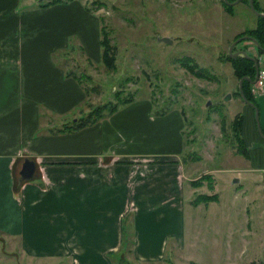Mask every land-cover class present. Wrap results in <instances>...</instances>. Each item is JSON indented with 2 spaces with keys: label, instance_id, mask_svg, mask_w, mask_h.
Masks as SVG:
<instances>
[{
  "label": "crops",
  "instance_id": "obj_1",
  "mask_svg": "<svg viewBox=\"0 0 264 264\" xmlns=\"http://www.w3.org/2000/svg\"><path fill=\"white\" fill-rule=\"evenodd\" d=\"M17 4L0 0V236L23 256L48 264H110L107 255L120 247L129 217L137 263L156 264L165 251H183L184 183L192 178L179 159V113L151 116L147 99L132 101L91 126L54 133L85 98L55 59H64L70 35L92 57L86 58L97 59L98 21L75 0L23 12ZM259 135L244 112L240 136L247 156L237 182L230 181L226 201L219 194L204 207L221 203L219 215L206 213L212 231H229L228 248L235 243L241 252L261 253L258 264H264ZM24 158L34 163L33 181L18 180Z\"/></svg>",
  "mask_w": 264,
  "mask_h": 264
},
{
  "label": "rangeland",
  "instance_id": "obj_2",
  "mask_svg": "<svg viewBox=\"0 0 264 264\" xmlns=\"http://www.w3.org/2000/svg\"><path fill=\"white\" fill-rule=\"evenodd\" d=\"M47 1L18 0L16 9L29 11L38 2ZM75 1L98 21V40L99 29L104 27L113 48V65L105 67L99 56L91 59L76 37L68 36L66 57L63 56L66 60L58 57L55 61L63 62L66 70L76 76L82 73L86 76L80 80L86 94L65 122L57 126L67 125L93 107L125 96L133 97L132 101L147 99L151 116L160 115L164 110L179 113L183 124V149L179 159L188 170V178H192L184 183L187 188L183 210L185 247L181 252L165 251L164 261L156 264H258L261 253L254 256L249 250L241 252L235 243L228 248L229 231H218L221 226L216 227L217 234L212 231L206 213L216 210L219 215L222 204L204 207L207 202L217 200L219 194L221 201H226L234 189L229 183L244 163V156L235 151L232 119L247 111L256 129L254 108L236 94L238 79L232 75L224 57L234 36L255 27L257 17L242 1L231 6V14L222 9L220 0ZM260 2L264 9V0ZM159 37H167L171 42H159ZM232 49L244 50L254 58L260 54L247 40L237 42ZM182 56L192 59L195 74L179 63ZM227 94L230 97L224 100ZM250 96L262 130L264 87L261 94L253 97L250 92ZM207 100L209 105L205 106ZM209 196L214 199L205 200ZM123 224L126 233L131 228L130 218ZM9 239L0 236V264H48L42 258L32 260L23 256L18 245L15 249ZM120 254L126 261L134 262L124 248ZM108 256L116 262L115 253ZM53 264H66V261L62 259Z\"/></svg>",
  "mask_w": 264,
  "mask_h": 264
},
{
  "label": "trees",
  "instance_id": "obj_3",
  "mask_svg": "<svg viewBox=\"0 0 264 264\" xmlns=\"http://www.w3.org/2000/svg\"><path fill=\"white\" fill-rule=\"evenodd\" d=\"M67 1H69V0H67ZM226 1L232 2L234 0H226ZM240 1L244 2L247 5L246 0H240ZM60 2H61V0H48L47 2H44V3L38 2L36 5L38 7H46V6H49L51 4L60 3ZM220 3L222 6V9L226 13L231 14V5L225 4V2L223 0H220ZM252 4H253V7L256 11L262 12L259 9V7L257 6L256 0H252ZM256 17H257V22H256L255 27L252 29L243 30L242 32L238 33V35H235L233 40L239 36H242V35H249L252 38H254L258 48H264V19H262L261 17H258V16H256ZM99 30H100L101 36L98 40V45H99V58L98 59L100 60V62L105 67L109 68V67H112V65H113V57H112L113 48L109 44L107 33H106L104 27L101 26ZM232 51H234V50L232 49ZM64 52L65 53H63V56H65L64 54H66L65 50H64ZM258 52H260L259 49H258ZM224 58H225V61L229 64V66L231 68L232 75L234 77H236L237 79H239L243 76L251 79L254 76V67H253V64L251 61L245 59L244 57H242L240 55H237L235 57H231L228 55V53L225 54ZM178 60H179V63L185 69L189 70L190 72H193L194 74L196 73L195 72L196 68L193 65V61L191 58H189L187 56H182ZM65 76H70L72 79H74L77 82V84L80 87H82L80 85L81 77H83V78L86 77L85 75H83V73L80 74L79 76H76V75L68 72L67 70H66ZM249 85H250L249 82H247L246 80H242L241 90H242L244 98L246 100L252 102V97L250 96V91H249ZM82 90L86 94V90L84 87H82ZM236 94L238 96H240L238 93V90H237ZM132 100H133V97L125 96L122 99H117L113 103H104L102 105L95 106L89 112H87L84 116L78 117L75 121L72 120L67 125H62V127H60L59 129H56L53 132L54 133L55 132L56 133H62V132L63 133H72V132H75V131L80 130L82 128L91 126L94 123H96L98 120L102 119L103 117H106V116L116 112L122 106L132 102ZM167 111H169V110H164V111H162L161 114H164ZM240 125H241V115L238 113L232 119L231 129L233 132V139L237 145L235 148V151L240 153V155L246 157L247 156L246 150L244 148V144H243L241 136H240ZM206 199H207V201H209L211 199L213 200L214 198L209 196L208 198H205V200ZM126 233H124V228H123L121 245L117 249V251L114 252L116 254V262H114V260H113L114 258L112 256L107 257L110 264H140V263H137L135 260H134V262H128L125 259L121 258L120 252L122 251V248H124L128 254L132 255V244H133L132 231L129 230Z\"/></svg>",
  "mask_w": 264,
  "mask_h": 264
},
{
  "label": "water",
  "instance_id": "obj_4",
  "mask_svg": "<svg viewBox=\"0 0 264 264\" xmlns=\"http://www.w3.org/2000/svg\"><path fill=\"white\" fill-rule=\"evenodd\" d=\"M225 2V4L227 5H234L236 4L237 2H239L240 0H234L232 2H227L226 0H223ZM247 1V6H248V9L255 15V16H258V17H261L262 19H264V12H258L254 9L253 7V4H252V0H246ZM159 42H163V43H170L171 40L167 37H159L157 39ZM241 40H249L252 44H254V46L259 49L260 51L263 50L264 48H258L257 44H256V41L254 40V38H252L251 36L249 35H242V36H239L237 38H235L229 45H228V48H227V53L229 56L231 57H235L237 55H240L242 57H244L245 59L249 60L252 62L253 64V67H254V72H256V62H255V58L253 56H250L248 55L244 50H241V49H238V50H235L233 52H231V49L232 47L239 41ZM242 80H246L247 82L251 83V81L248 79V77H241L238 79V83H237V90H238V93L240 95V98L242 99V101L244 103H246L247 105L251 106L254 108V111H255V125H256V129L258 131L259 134H261V131H260V128H259V123H258V119H257V115H256V109L255 107L253 106V103L246 100L243 96V93H242V90H241V82ZM230 95L227 94L224 98V100L226 99H229ZM209 105V100L206 101L205 103V106ZM33 173H34V163L32 160L28 159V158H24L22 160V163L20 165V169L18 171V180L19 182L21 181H26V180H30L32 179L33 177ZM232 182H237V179L234 178L232 179Z\"/></svg>",
  "mask_w": 264,
  "mask_h": 264
},
{
  "label": "built area",
  "instance_id": "obj_5",
  "mask_svg": "<svg viewBox=\"0 0 264 264\" xmlns=\"http://www.w3.org/2000/svg\"><path fill=\"white\" fill-rule=\"evenodd\" d=\"M256 72L255 78L249 85V91L253 96L259 95L264 87V49L255 58Z\"/></svg>",
  "mask_w": 264,
  "mask_h": 264
},
{
  "label": "flooded vegetation",
  "instance_id": "obj_6",
  "mask_svg": "<svg viewBox=\"0 0 264 264\" xmlns=\"http://www.w3.org/2000/svg\"><path fill=\"white\" fill-rule=\"evenodd\" d=\"M247 41H249V40H247ZM250 42V41H249ZM254 78H255V72H254V76L251 78V79H249L250 81H251V83H252V81L254 80Z\"/></svg>",
  "mask_w": 264,
  "mask_h": 264
}]
</instances>
